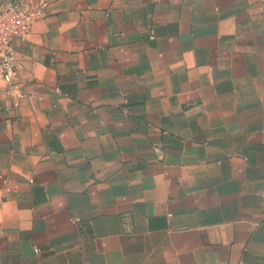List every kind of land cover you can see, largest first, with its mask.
Segmentation results:
<instances>
[{"label":"crops","instance_id":"obj_1","mask_svg":"<svg viewBox=\"0 0 264 264\" xmlns=\"http://www.w3.org/2000/svg\"><path fill=\"white\" fill-rule=\"evenodd\" d=\"M49 2L0 93V264H264V0Z\"/></svg>","mask_w":264,"mask_h":264},{"label":"built area","instance_id":"obj_2","mask_svg":"<svg viewBox=\"0 0 264 264\" xmlns=\"http://www.w3.org/2000/svg\"><path fill=\"white\" fill-rule=\"evenodd\" d=\"M49 7V0H12L0 7V93L11 94L12 109L26 97L14 81L18 61L13 43L25 39L46 18Z\"/></svg>","mask_w":264,"mask_h":264}]
</instances>
